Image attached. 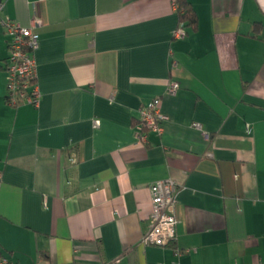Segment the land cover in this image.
<instances>
[{"label":"crops","instance_id":"1","mask_svg":"<svg viewBox=\"0 0 264 264\" xmlns=\"http://www.w3.org/2000/svg\"><path fill=\"white\" fill-rule=\"evenodd\" d=\"M2 1L0 253L264 263V0H188L198 22L183 38L176 0ZM7 18L35 27L39 107L6 101ZM157 97L160 134L140 127ZM166 179L177 240L144 246L150 185Z\"/></svg>","mask_w":264,"mask_h":264},{"label":"built area","instance_id":"2","mask_svg":"<svg viewBox=\"0 0 264 264\" xmlns=\"http://www.w3.org/2000/svg\"><path fill=\"white\" fill-rule=\"evenodd\" d=\"M4 8V2L0 0V13ZM39 21H37L38 23ZM8 36V58L6 60V101L11 106L32 105L39 107L41 92L37 84V62L35 51L38 48V38L34 26L26 27L7 18L3 22ZM186 30L183 25L174 32L175 38H183ZM173 62V66H175ZM180 85L171 81L167 87V93L176 94ZM161 99H152L148 104L139 109L140 127L146 131L160 134L161 123L164 116L160 110ZM99 122H95L98 125ZM196 128L201 125L194 123ZM145 141V133L141 135ZM1 181V175H0ZM178 186L172 179L159 180L150 185L151 213L150 227L142 237L144 246L166 247L177 240V218L175 215L176 196ZM177 254L181 251L176 250ZM110 263V264H114ZM0 264H14L0 253ZM264 264V263H260Z\"/></svg>","mask_w":264,"mask_h":264},{"label":"trees","instance_id":"3","mask_svg":"<svg viewBox=\"0 0 264 264\" xmlns=\"http://www.w3.org/2000/svg\"><path fill=\"white\" fill-rule=\"evenodd\" d=\"M178 7L179 23L183 25L186 32L189 28L193 30L197 27V14L192 4L188 0H176Z\"/></svg>","mask_w":264,"mask_h":264}]
</instances>
